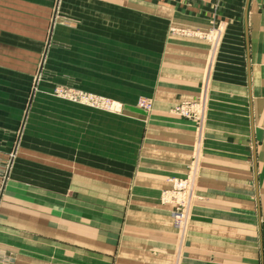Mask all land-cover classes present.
I'll use <instances>...</instances> for the list:
<instances>
[{
    "label": "crops",
    "instance_id": "crops-1",
    "mask_svg": "<svg viewBox=\"0 0 264 264\" xmlns=\"http://www.w3.org/2000/svg\"><path fill=\"white\" fill-rule=\"evenodd\" d=\"M211 27L212 52L171 32ZM44 53L43 89L74 81L124 113L46 98V156L18 163L0 204V264H264V0H0V90ZM204 83L200 128L171 110ZM194 164L181 236L160 198Z\"/></svg>",
    "mask_w": 264,
    "mask_h": 264
},
{
    "label": "rangeland",
    "instance_id": "rangeland-1",
    "mask_svg": "<svg viewBox=\"0 0 264 264\" xmlns=\"http://www.w3.org/2000/svg\"><path fill=\"white\" fill-rule=\"evenodd\" d=\"M171 32L185 38L206 41L212 52L219 45L222 30L220 27H211L207 31L172 29ZM212 61V56L208 57L207 67L212 64ZM46 62V54L44 53L42 62L40 60V64L33 74H23L22 78L14 82L16 86L15 90L11 88H7L5 91L0 90L4 94V97L0 96V204L4 198L7 186H10L11 183L13 184V176L18 163L22 160H28L31 157L46 156L45 153H31V146L37 145V142L42 145H46L47 143L46 137L33 136L37 135L35 129L40 119L39 117L45 116L47 97L118 116L124 113V106L121 103L119 104L110 98L88 93L76 85L74 81L60 84L52 91L43 89L48 82L47 80L50 78ZM8 82H10V79H8ZM206 85L205 83L202 85L198 99L193 102H198L201 105L203 118L200 124L195 122L192 117L181 116L176 113V108L183 103L176 104L171 110V113L179 118L193 121L198 127L202 128L205 122L208 104ZM89 97L91 99L92 97L94 99H100L101 103L93 106L91 102L88 103L85 100L86 98L89 99ZM145 103H149L150 108L146 109L143 107L142 104ZM136 108L144 112H152L154 108L153 101L139 99ZM196 173L197 170L194 164L185 176L170 178L168 180L170 184L169 189L163 190L161 193L160 202L163 206L170 207L172 227L181 236L186 234L192 219L193 205L196 200ZM104 188H106V192H109V187Z\"/></svg>",
    "mask_w": 264,
    "mask_h": 264
},
{
    "label": "built area",
    "instance_id": "built-area-1",
    "mask_svg": "<svg viewBox=\"0 0 264 264\" xmlns=\"http://www.w3.org/2000/svg\"><path fill=\"white\" fill-rule=\"evenodd\" d=\"M85 100L88 103L91 102L93 106L96 104L99 105L101 103L100 99H94L93 97L92 99L89 97V99L86 98ZM142 106L146 109L150 108L149 103L142 104ZM176 113L180 114L181 116L192 117L199 124L202 122L201 120L203 118V112L201 111V105L198 102H185L176 108Z\"/></svg>",
    "mask_w": 264,
    "mask_h": 264
}]
</instances>
